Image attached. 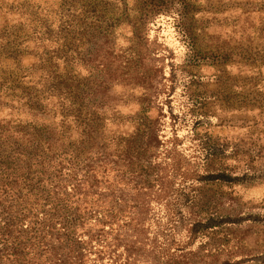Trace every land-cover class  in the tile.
I'll list each match as a JSON object with an SVG mask.
<instances>
[{"label": "trees", "instance_id": "obj_1", "mask_svg": "<svg viewBox=\"0 0 264 264\" xmlns=\"http://www.w3.org/2000/svg\"><path fill=\"white\" fill-rule=\"evenodd\" d=\"M0 3L19 20L0 28V114L15 116L0 120V264H190L189 242H210L216 224L232 220L219 214L211 186L237 178L224 163L214 167L236 153L197 132L215 117L211 107L238 102L227 56L199 49V8L192 0H61L45 8L19 0L5 11ZM161 17L189 47L185 68H217L213 81L190 70L184 81L191 155L178 117L170 113L167 137L164 114L150 115L174 85L149 38ZM122 25L131 31L126 48L114 43ZM28 56L35 62L24 66ZM115 81L142 90L137 114L116 108ZM240 108L264 113V99L248 93ZM126 124L131 132L113 130ZM181 224L188 242L176 245L184 251L176 263Z\"/></svg>", "mask_w": 264, "mask_h": 264}, {"label": "rangeland", "instance_id": "obj_2", "mask_svg": "<svg viewBox=\"0 0 264 264\" xmlns=\"http://www.w3.org/2000/svg\"><path fill=\"white\" fill-rule=\"evenodd\" d=\"M19 0H0L4 10ZM22 1V0H20ZM40 7L52 6L61 0H29ZM199 8L196 14L199 24V49L211 50L216 54H224L229 59L225 68L231 84L235 88L231 92L236 94V108L224 110L220 104L211 107L214 118L210 123L197 128L201 134L209 133L218 145H228L229 150L236 155L225 160L217 159L214 167L225 164V169L233 181L214 183L211 187L217 200L220 215H229L232 220L217 223L210 242L196 240L187 246L190 264H264V113L259 109L247 111L240 108V102L248 95L264 99V0H192ZM1 4V3H0ZM18 16L0 12V28L5 24H17ZM131 37L130 27L122 25L117 29L114 43L118 48L129 47ZM151 47L158 50V64L164 71L167 80H172V97L162 96L159 107L152 109L150 115L157 119L161 116L164 126L162 135H172V119L170 113L179 118L177 125L178 136L183 139L186 153L191 143V124H181L183 107L186 101L182 97L184 81L188 77L187 71L197 73L206 81H213L217 75V68L213 62H206L199 67L185 68L189 58V47L168 18L161 17L152 26L149 33ZM5 62V63H4ZM2 62L8 67L12 62ZM35 62L33 57H25L24 66ZM85 74V72H84ZM257 79V82L255 81ZM248 80L260 84L256 90H249ZM172 85V84H171ZM216 92L217 87H209ZM142 90L132 86L115 85L109 92L117 109L125 115H134L140 111L137 98ZM15 116L6 108L0 114V120H12ZM113 130L129 133L133 130L130 124L122 127L114 126ZM217 145V146H218ZM234 150V151H233ZM192 161L200 164L193 158ZM187 223H185L186 225ZM181 224L172 250L174 262L179 263L184 251H176L177 244L188 242L185 239V227ZM154 225L152 229H156ZM206 249L212 254L205 258ZM186 251V250H185ZM102 264V263H101ZM110 264V263H103ZM151 264V263H148Z\"/></svg>", "mask_w": 264, "mask_h": 264}]
</instances>
